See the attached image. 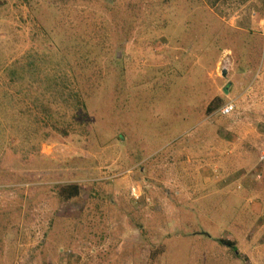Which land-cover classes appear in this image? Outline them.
Segmentation results:
<instances>
[{"label":"rangeland","instance_id":"rangeland-1","mask_svg":"<svg viewBox=\"0 0 264 264\" xmlns=\"http://www.w3.org/2000/svg\"><path fill=\"white\" fill-rule=\"evenodd\" d=\"M237 1L0 0V264H264V0ZM74 44L62 120L10 71Z\"/></svg>","mask_w":264,"mask_h":264},{"label":"trees","instance_id":"trees-1","mask_svg":"<svg viewBox=\"0 0 264 264\" xmlns=\"http://www.w3.org/2000/svg\"><path fill=\"white\" fill-rule=\"evenodd\" d=\"M210 5L215 6L218 4L219 0H207ZM243 0H238L236 3L238 4ZM45 51H55V47H45ZM44 52V51H43ZM70 53L72 57L71 64L68 63L66 58H61L58 62L55 58L54 67H51V62L47 63L49 66L46 67V64L42 60L36 61L39 57L34 59V61H29L27 64L21 63V60H17L14 64H12V81H18L20 85H22L21 79H27L28 77H34V79H29V81L37 84L35 86H39L43 92V98L41 94L42 100V108L46 111L53 109L54 113H57L59 119L67 120L66 118L71 117L72 115H80L83 120L86 119V114H88L87 109L86 112L83 114L82 110L87 108L86 101L83 97L84 93L82 92L81 88L73 87L77 85V80L80 76L75 75L73 72L80 66L86 65L92 67V58L91 55L96 53L94 49L91 47H87L86 44H74L70 47ZM87 61L84 63L83 61ZM39 62V64H38ZM45 68H42L44 67ZM82 66L80 69H82ZM85 67V68H86ZM32 72L33 74H27L26 72ZM43 84V87H41ZM44 89V90H43ZM19 93V92H18ZM223 97H217L212 100L206 107V112L213 116L215 113H219V109L224 105ZM58 105L60 107H58ZM71 113V115H70ZM223 115V114H221ZM225 116V115H224ZM81 120L79 121H82ZM64 191L60 193L61 200L63 201H70L74 198H77L81 194V187L77 184H67L65 185ZM222 243L233 247L234 243L230 240L222 239Z\"/></svg>","mask_w":264,"mask_h":264},{"label":"built area","instance_id":"built-area-1","mask_svg":"<svg viewBox=\"0 0 264 264\" xmlns=\"http://www.w3.org/2000/svg\"><path fill=\"white\" fill-rule=\"evenodd\" d=\"M236 109V105L233 102H228L227 104H224L220 109L219 113L227 116L230 115L234 110ZM260 160L264 161V152L261 153L260 155ZM132 193L135 197H139L138 192L136 191L135 188H133Z\"/></svg>","mask_w":264,"mask_h":264},{"label":"crops","instance_id":"crops-1","mask_svg":"<svg viewBox=\"0 0 264 264\" xmlns=\"http://www.w3.org/2000/svg\"><path fill=\"white\" fill-rule=\"evenodd\" d=\"M248 259V258H247ZM262 259V258H261ZM255 260V258H254ZM250 262V260L248 259V263ZM251 264V263H250ZM254 264H258L257 261H254Z\"/></svg>","mask_w":264,"mask_h":264},{"label":"water","instance_id":"water-1","mask_svg":"<svg viewBox=\"0 0 264 264\" xmlns=\"http://www.w3.org/2000/svg\"><path fill=\"white\" fill-rule=\"evenodd\" d=\"M226 72H225V70L223 71V74H225Z\"/></svg>","mask_w":264,"mask_h":264}]
</instances>
